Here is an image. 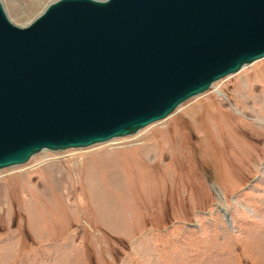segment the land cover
Instances as JSON below:
<instances>
[{"label": "rangeland", "instance_id": "374dc122", "mask_svg": "<svg viewBox=\"0 0 264 264\" xmlns=\"http://www.w3.org/2000/svg\"><path fill=\"white\" fill-rule=\"evenodd\" d=\"M0 1L24 26L54 0ZM0 264H264V57L134 135L0 169Z\"/></svg>", "mask_w": 264, "mask_h": 264}, {"label": "water", "instance_id": "95a60500", "mask_svg": "<svg viewBox=\"0 0 264 264\" xmlns=\"http://www.w3.org/2000/svg\"><path fill=\"white\" fill-rule=\"evenodd\" d=\"M264 57V0L0 1V169L137 133Z\"/></svg>", "mask_w": 264, "mask_h": 264}, {"label": "bare ground", "instance_id": "6f19581e", "mask_svg": "<svg viewBox=\"0 0 264 264\" xmlns=\"http://www.w3.org/2000/svg\"><path fill=\"white\" fill-rule=\"evenodd\" d=\"M222 211V210H221Z\"/></svg>", "mask_w": 264, "mask_h": 264}]
</instances>
